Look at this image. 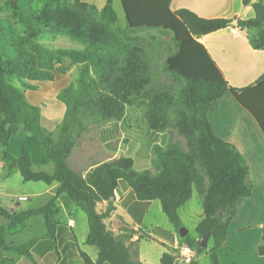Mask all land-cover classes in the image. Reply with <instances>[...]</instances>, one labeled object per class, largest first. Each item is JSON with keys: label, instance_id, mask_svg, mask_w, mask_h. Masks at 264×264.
Here are the masks:
<instances>
[{"label": "trees", "instance_id": "trees-1", "mask_svg": "<svg viewBox=\"0 0 264 264\" xmlns=\"http://www.w3.org/2000/svg\"><path fill=\"white\" fill-rule=\"evenodd\" d=\"M34 2H4L11 20L4 21L6 27L0 25V161L6 176L18 171L25 182L58 186L55 196L40 208L10 211L0 205V216L6 221L0 225V254L29 255L35 240L17 246L7 236L25 229L33 216L44 217L47 236L54 239L56 200L65 194L85 213L86 244L98 250L96 261L80 252L84 264H143L132 260L128 242L136 235L147 241L153 237L127 228L115 236L108 226L116 212L114 192L122 185L139 201L158 200L177 234L182 227L179 210L196 190L203 208V218L195 228L197 238L186 233L180 243L194 249L197 256L207 252L211 264H221L218 248L226 243L230 222L253 185L244 157L215 135L208 114L229 92L264 132V74L254 85L232 87L198 41L200 36L230 27L232 20L206 19L188 9L174 12L171 0H120L126 20L121 29L114 0H107L100 11L82 0H42L40 10ZM242 2L253 7L255 16L238 19L236 27L256 30L251 45L264 49V2ZM47 31L81 48L47 47L39 41ZM153 32L170 33L175 49L165 47ZM165 48L161 67L173 83L162 81L157 70V57ZM72 69L76 70L73 81L58 95L66 111L52 131L43 126L41 109L25 93L35 89L32 83L54 81ZM16 80L20 86L13 85ZM139 101L146 103L144 118L149 130L156 134L175 131L186 147L180 141L154 145L152 160L142 165L147 168H137L139 160L128 153L96 166L85 176L74 170L69 158L83 133L92 125L122 120ZM16 134L21 139L18 152L12 150ZM46 164L52 165L51 171L34 169ZM153 233L173 238L159 227ZM205 234L214 242L211 249L197 244ZM258 252L264 256V228ZM176 261L174 252L161 257V264ZM14 262L4 257L0 264Z\"/></svg>", "mask_w": 264, "mask_h": 264}, {"label": "crops", "instance_id": "crops-1", "mask_svg": "<svg viewBox=\"0 0 264 264\" xmlns=\"http://www.w3.org/2000/svg\"><path fill=\"white\" fill-rule=\"evenodd\" d=\"M82 1L94 5L99 11L104 8L107 2V0ZM115 3L116 0H114V6ZM170 9L174 12L180 9H188L206 19L234 21L255 16L253 7L244 5L242 0H171ZM249 31L248 29L241 30L231 23L230 27L198 38V41L204 45L223 72L229 85L235 88L254 85L264 74V49L252 47L250 40L257 35V31L254 34ZM60 77L59 79L56 77L54 81L32 83L31 85L35 89L27 90L25 93L28 101L41 109L43 126L47 129L52 127V131L55 129L53 123L61 122L66 111V106L58 100V95L73 81L75 69L60 75ZM48 87L53 88L47 90ZM56 114H58V119H55ZM127 114L128 110L122 120L103 125L99 127V131L95 132L93 129L95 126H91L83 133L69 158V163L74 170L85 176L96 166L126 155L129 147L127 146L128 149L126 148V151L122 152V141L127 142L130 139L131 131H135L133 126L135 119H130ZM208 119L215 135L232 144L244 157L249 167L250 180L253 185L251 195L244 199L230 222L226 243L218 248L220 263L264 264V256L258 252L262 243L264 228V132L256 118L242 107L229 92L222 96L217 108L209 112ZM145 127L144 132L137 134L133 132L134 135L136 134L134 139L146 141L145 147L136 141V146L131 152V157L134 159L137 156L136 159L141 165L152 160L154 145L166 146L170 142L168 141L169 136L172 135L171 133L156 134L149 130L146 124ZM155 136H160L159 138L162 142L164 140L165 144L161 145L156 141L148 142L149 138ZM0 163L4 168L2 170H5L4 163L2 161ZM34 169L51 171L52 165H35ZM57 186V184L48 186L42 193V196H46V204L55 196ZM4 193L10 196L16 195L14 192H3L0 196H4ZM114 194L116 212L108 222L110 231L115 236H120L122 230L127 228L149 233L154 239L153 241L140 240L137 235L134 236L128 242L132 260L140 261L143 264H161L163 253H178L179 247L182 245L180 235L174 232L159 215V212L163 211L158 200L139 201L133 197L130 188L122 185L116 188ZM7 202L14 204L15 200ZM7 202H4L2 206ZM56 208L58 214L54 239L47 236L44 219L46 232L41 238L35 240L36 242L28 251L29 255L15 258L6 256L15 261L13 264H84L80 252L86 253L93 261L97 260V248L92 250L90 248L93 246L86 244L89 231L87 217L85 215L84 217H81L83 215L77 216L78 207L65 194L58 196ZM182 208L179 210V217ZM20 209L23 210V208ZM152 213H156L158 218L152 216ZM196 216L198 217V224L203 218V209L197 212ZM166 218L169 221L167 216ZM80 226L83 232L81 240L78 239L77 235V229ZM155 227L170 232L173 234V238L169 239L154 234L153 229ZM149 242H153L151 244L156 247L153 249L146 245ZM199 258V256L196 258L197 264Z\"/></svg>", "mask_w": 264, "mask_h": 264}, {"label": "rangeland", "instance_id": "rangeland-1", "mask_svg": "<svg viewBox=\"0 0 264 264\" xmlns=\"http://www.w3.org/2000/svg\"><path fill=\"white\" fill-rule=\"evenodd\" d=\"M4 2H5V0H0V21H3V22L11 20V18H10L11 13L4 8ZM42 4H43L42 0H35L34 8L36 10H40L42 8ZM114 7H115V11H116L117 16H118V25L121 29H124L126 27V24H125L126 20H125V15H124V11H123L120 0H116ZM0 25H4L6 27L8 25V23L4 22V23H0ZM249 32L254 34V32H256V30H250ZM153 33H154V35L158 36L161 41H164L165 47H168L171 50L175 49L174 43L172 41V35L170 33H160V32H153ZM39 41L41 43H43L45 46L50 47V48H59V49L81 48V46L79 44L72 42L69 38H67L65 36H60V35H54V34L50 33L49 31H47L44 35L40 36ZM166 54H167V51L165 48L160 53L159 57H157L158 58V64H159L157 70L159 72L160 77L162 78V81H165L167 83H173V80L166 75V72L161 67L162 58L165 57ZM75 73H76V70H75ZM57 77H58V79L61 78L60 75H58ZM13 85L20 86V84L17 80L13 82ZM52 88L53 87H48L47 90H51ZM52 95H54V94H52ZM45 104L47 105L48 103H45ZM145 107H146V103L144 101H139L136 106L128 109L127 117H129L130 119H135V124L133 125L135 131H131L130 139H128L127 142L125 140L122 141V145H121L122 152L126 151L127 146L129 147V149L127 148L128 149L127 153H125V154L132 152L133 147L136 146V141L141 146L143 145L145 147L146 141H144L143 139L137 140L138 138L134 139V136L137 133L144 132V130L146 128L145 127L146 121L144 118ZM58 114H56L57 117L55 119L59 118ZM53 124L55 125L56 123H53ZM92 126L93 127L95 126V128H93L95 130V132L99 131V127H101V126H96V125H92ZM133 132H135L136 134L134 135ZM171 134L172 135L169 136L168 141H170V142L171 141L172 142L173 141H180L183 144V146L186 147L185 140L181 136H179L177 134V132L172 131ZM159 137L160 136L151 137L148 139V142L153 143L154 141H156V142H159L161 145L165 144L164 140L162 142L161 138H159ZM142 138H144V137H142ZM164 138H165V136H164ZM145 139H147V137H145ZM20 140L21 139H19V134H16L13 138V147H12L13 149L12 150L15 151L18 148H20V146H21ZM15 145H17V147ZM122 152H121V154H123ZM135 158H137V157H135ZM136 167L139 169L140 168H147V167H143L139 163V161H137ZM2 168H3L2 163H0V194L3 192H14V194H16L14 196H10V195H7V193H4V196L6 198H8V201H11L13 199L15 200L14 204L8 203V202L5 203L4 206L8 210L15 211V210H20V208H23V210L36 209V208H39V207L43 206L44 204H46V200H45L46 196H42V193L48 188V185H46L43 182H25V181H23V179H22V177L18 171L13 172L12 175L6 177V176H4V174H6V172H5V170H2ZM148 168H152L151 164H150V167H148ZM21 197H27L29 200L19 201V198H21ZM3 203H4V201H1L0 205H3ZM201 209H203L202 208V199H201L200 195L198 194V192L196 190H194L192 198L188 201V203L180 211V220L182 222L181 228L186 229L188 231V234L190 237H196L197 236L195 228H196V225L198 222V217L196 216V213L199 212ZM76 212H77L78 217H80L81 215H83L81 217H84V215H85V213L79 209H77ZM159 215L162 217V219H164L168 223L169 227H171V229L174 232L178 233L176 228L167 220V218L163 214V212H159ZM152 216H155L156 218H158L156 213H152ZM5 223H6V221L4 220V218L0 216V225H3ZM45 232H46V229L44 227L43 216H33L27 221V226L25 229L21 230L19 233H11L9 236H7V241L9 243H12L14 245L19 246V245L26 244V243H29L30 241L41 238ZM77 235H78V239L81 240L82 236H83L81 226L77 229ZM151 243H153V242H149L147 244L144 243V244L149 245V247H152L154 249L156 246L154 244H151ZM213 246H214L213 240L209 239L208 248L211 249ZM90 249L96 250V247L93 246ZM6 256H11L13 258L18 257V255H16V254L3 252L0 254V261H2V259ZM199 257L200 258H199L198 264H211V258L207 252H203L201 255H199Z\"/></svg>", "mask_w": 264, "mask_h": 264}, {"label": "built area", "instance_id": "built-area-1", "mask_svg": "<svg viewBox=\"0 0 264 264\" xmlns=\"http://www.w3.org/2000/svg\"><path fill=\"white\" fill-rule=\"evenodd\" d=\"M175 255L177 257L175 264H193L197 258L196 251L186 244L180 245L178 253Z\"/></svg>", "mask_w": 264, "mask_h": 264}, {"label": "water", "instance_id": "water-1", "mask_svg": "<svg viewBox=\"0 0 264 264\" xmlns=\"http://www.w3.org/2000/svg\"><path fill=\"white\" fill-rule=\"evenodd\" d=\"M253 2H255V0H252V3ZM232 25L237 26V20L232 21ZM21 200H29V199L27 197H21V198H19V201H21ZM1 201L7 202L8 199L6 197L4 198L3 196H0V202ZM186 233H188V231L186 229H184V228L180 229V237H183ZM209 239H210V235L205 234L203 237H201L198 240L197 244L203 248H207Z\"/></svg>", "mask_w": 264, "mask_h": 264}]
</instances>
